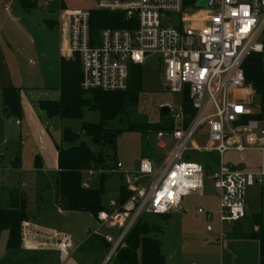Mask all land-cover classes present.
<instances>
[{
	"label": "built area",
	"instance_id": "built-area-1",
	"mask_svg": "<svg viewBox=\"0 0 264 264\" xmlns=\"http://www.w3.org/2000/svg\"><path fill=\"white\" fill-rule=\"evenodd\" d=\"M89 1L90 9L66 11L61 50L65 59L78 63L81 90L124 92L130 69L156 57L163 66L165 86L185 98L180 105L168 106V130L155 134L163 159H141L137 171L124 174L129 197L123 203L110 201L97 214L96 222L108 231L91 234L109 246L102 264L115 256L142 214L182 212V199L202 196L205 181L217 194L221 227L243 221L248 191L264 187V135L258 132L260 122L254 118L258 114L230 93L248 89L244 61L252 54L264 56V0H207V6L202 4L205 0ZM95 10L121 15L126 27L93 35ZM232 152L258 153V169L244 171L225 164L224 155ZM192 153L210 158L193 163ZM95 174L94 169L86 173L88 178ZM195 215L209 218L200 208ZM29 227L26 222L21 229L24 251L54 250L62 259L72 254L70 235L30 232Z\"/></svg>",
	"mask_w": 264,
	"mask_h": 264
},
{
	"label": "rangeland",
	"instance_id": "rangeland-1",
	"mask_svg": "<svg viewBox=\"0 0 264 264\" xmlns=\"http://www.w3.org/2000/svg\"><path fill=\"white\" fill-rule=\"evenodd\" d=\"M65 3L66 8L58 10L53 1L38 0V8L26 15L19 9V0H0V210H9L11 191H21L28 196L26 214L30 232L45 233L48 229L70 235L74 250L65 264H93L94 256L78 251L77 247L81 246L88 232L92 234L97 231L105 235L108 231L101 228L87 212L65 213L59 209L51 173L46 171L47 176L42 177L33 171V148L41 140L33 122L24 112L19 121L3 119L1 86L18 90L22 97L27 96L36 101L45 100L58 90L59 48L65 36L66 11L92 7L89 0H66ZM202 4L207 6L208 1ZM4 5L10 8L8 13L4 12ZM261 40L264 41V33ZM261 58L264 68V56ZM65 60L71 65L77 63L69 58ZM141 74V87L135 105L125 108L123 114L106 125V130L118 132L113 149H104L107 157L112 160L107 162L106 169H97L93 177H83L85 185L98 189L99 178L104 174L109 176L104 183L105 194L102 198L106 206L117 199L119 187L123 186L124 174L137 171L141 159L148 156L156 161L163 159V154L155 147V133L149 132L142 137L139 128L165 123L160 114L161 108L175 107L185 99L181 94L165 91L163 66L156 57L145 61L141 66ZM247 88L234 90L230 96L239 101L244 100L258 114L260 98L252 85L248 84ZM99 122V113L87 109L83 111L81 121L59 122L51 119L48 138L52 143L59 144L60 126L62 130L67 128L79 135L82 123ZM258 132L264 135V119L259 124ZM81 140L91 150L99 151L89 139L82 137ZM16 154H19L18 169L11 166ZM208 158L203 154L192 153L189 161L203 164ZM223 161L239 170L255 171L259 167L260 156L253 152H232L225 154ZM246 202V218L239 223L221 227L217 216V194L211 182L205 181L202 196L189 195L182 199V207L187 213H170L166 216L142 214L139 222L148 225V235L160 244L166 264H259V244L256 241L240 240L237 236L257 232L255 219L260 217L264 222V187L250 189ZM197 208L208 212L209 218L205 215L196 216ZM7 238V232L0 236V264L35 263L38 256L24 252L21 244L18 251L7 250ZM41 251L54 252L55 258L51 264H62L58 261L56 251ZM104 257L102 255L101 259L104 260Z\"/></svg>",
	"mask_w": 264,
	"mask_h": 264
},
{
	"label": "trees",
	"instance_id": "trees-1",
	"mask_svg": "<svg viewBox=\"0 0 264 264\" xmlns=\"http://www.w3.org/2000/svg\"><path fill=\"white\" fill-rule=\"evenodd\" d=\"M55 2L58 10L66 8V0H50ZM20 11L28 15L38 8V0H19ZM121 15L106 11L91 12V32H97L105 28H125ZM48 24L49 21H46ZM264 44V41H263ZM262 56L252 54L243 63V72L246 83L252 85L256 95L260 98V113L254 118L262 122L264 119V68ZM141 67L134 66L130 69L127 79V89L119 93L84 92L80 88L81 74L78 63L68 64L63 56L60 59V87L57 101H40L38 109L45 113L48 119L58 118L60 120L83 119V111H96L99 113L98 124L82 123L79 135L64 128L62 131V145L57 147V172L54 185L56 187V198L59 208L67 213L87 212L94 219L97 214L106 209L102 203L105 194L104 183L108 177L106 174L99 178L100 187L92 189L84 184V175L89 170L106 169L107 162L112 160L107 157L105 147L113 149L118 132L106 130V125L124 113L125 108L135 105L137 94L141 87ZM90 95V98L87 96ZM3 118L5 120H21L22 111L20 104V92L7 87L2 91ZM185 110L189 111L188 103ZM165 119L164 116H162ZM131 128V127H130ZM133 129V128H131ZM142 137L149 132L155 134L166 131V124L157 126L144 125L139 128ZM87 138L90 143L99 148L95 152L81 139ZM150 158L151 157H145ZM17 168L18 159L11 163ZM110 167V166H109ZM34 168L40 170L42 167L36 157ZM129 194L123 186L119 187V203H123ZM9 210H0V236L7 232L8 238L6 249L18 251L20 247L22 225L28 221L27 197L21 191L13 190L9 193ZM254 227L257 232L247 235H238L240 240H253L259 244V264H264V222L261 218L255 219ZM148 225L138 222L130 231L115 256L108 264H165L161 254L160 244L154 238L149 237ZM82 251H88L103 257L107 254L109 246L99 237L91 233L81 246ZM113 260V261H112ZM112 261V262H111Z\"/></svg>",
	"mask_w": 264,
	"mask_h": 264
},
{
	"label": "crops",
	"instance_id": "crops-1",
	"mask_svg": "<svg viewBox=\"0 0 264 264\" xmlns=\"http://www.w3.org/2000/svg\"><path fill=\"white\" fill-rule=\"evenodd\" d=\"M5 7L8 8V11L6 12L4 10V12L8 13L10 11V8L8 6H6V5H4V8ZM19 9H20V6H19ZM61 50H62V45H60V48H59V56H60L59 59H61V56H62L61 55ZM59 81H60V61H59ZM1 87H2L1 91H3V89L7 88L5 86H1ZM59 87H60V82H59ZM59 87H58V90L56 92H54V94L50 95L49 98H47L45 100L36 101L33 98L32 99L28 98L27 96L24 98V96L22 97L21 94H20L21 110L33 122L32 125H34V127L37 129L39 135L41 136L40 143L33 148V159L35 161V158L37 157L39 159V163H40L42 168L40 170L35 169L34 168V163H33V171L36 172L37 174L41 175L42 177L43 176L46 177L47 176L46 175V171H48V172L51 173V178H52L53 181L55 179V174L57 172V147L62 145V131L63 130H62V127L60 126V133H61V139L60 140L61 141L59 142V144L52 143L50 141V139L48 138V137H50L49 121L51 119H48L46 117L45 113L41 112L38 109V103L40 101H52L54 99H57L59 97ZM2 109H3V105H2ZM53 119L59 120V122L64 121V120H60L58 118H53ZM10 120H16V119H10ZM17 121H19V120H17ZM60 125H61V123H60ZM16 159H18L19 167L16 168V169H18V168H20L19 154L15 155V159L14 160H16ZM26 197L28 198L27 195H26ZM117 199H118V197H117ZM104 206H106V205H104ZM27 207H28V204H27ZM217 208H218V205H217ZM65 213H67V212H65ZM181 213L185 214V213H187V210L182 207V212ZM28 221H29V219H28ZM35 225H37V224H35ZM226 225H231V224H226ZM37 226H39L41 228H44V227H42L40 225H37ZM46 230H48V229H46ZM88 233H90V232H88ZM84 241H83V243H84ZM243 241H253V240H243ZM83 243L81 244V246L83 245ZM81 246L77 247L78 251L92 254L94 256V261L92 262L93 264H102L103 259H101L100 255L92 253V252H88V251H82L81 250ZM258 248H259V245H258ZM24 252L31 253L32 255H35V256L37 255L38 256V258H37V260L35 261L34 264H51L53 262L54 258H55L54 257L55 253L54 252H49V251H24ZM56 254L58 256L59 263L65 264L68 261V259H67L68 257L62 259L58 253H56Z\"/></svg>",
	"mask_w": 264,
	"mask_h": 264
},
{
	"label": "water",
	"instance_id": "water-1",
	"mask_svg": "<svg viewBox=\"0 0 264 264\" xmlns=\"http://www.w3.org/2000/svg\"><path fill=\"white\" fill-rule=\"evenodd\" d=\"M210 8H212V6ZM164 89H165V91L170 92V89H169L168 86H164ZM168 112H169V107L168 106H163L161 108L160 114H161V116L165 117V116H167Z\"/></svg>",
	"mask_w": 264,
	"mask_h": 264
},
{
	"label": "snow or ice",
	"instance_id": "snow-or-ice-1",
	"mask_svg": "<svg viewBox=\"0 0 264 264\" xmlns=\"http://www.w3.org/2000/svg\"><path fill=\"white\" fill-rule=\"evenodd\" d=\"M238 111L240 110V109H237Z\"/></svg>",
	"mask_w": 264,
	"mask_h": 264
}]
</instances>
